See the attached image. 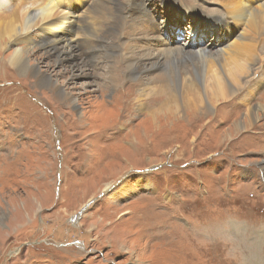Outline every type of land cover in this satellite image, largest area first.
Listing matches in <instances>:
<instances>
[{"label": "rangeland", "instance_id": "1", "mask_svg": "<svg viewBox=\"0 0 264 264\" xmlns=\"http://www.w3.org/2000/svg\"><path fill=\"white\" fill-rule=\"evenodd\" d=\"M205 2V10L217 6ZM150 3L163 31L165 14L158 0ZM179 27V47L193 48L180 45L193 23L186 17ZM43 32H32L30 63L59 77L78 104L17 74L7 62L12 45L0 52V264H225L210 237L234 227L264 249V88L251 101L262 106L255 122L224 139L247 113L244 90L210 103L206 115L193 98L190 110L171 114L155 84L141 97L147 89L134 80L122 78L121 88L96 76L72 80V70L41 45ZM261 32L264 40V26ZM197 36L213 48L205 21ZM263 47L252 51L250 67ZM92 81L99 84L87 86Z\"/></svg>", "mask_w": 264, "mask_h": 264}, {"label": "bare ground", "instance_id": "2", "mask_svg": "<svg viewBox=\"0 0 264 264\" xmlns=\"http://www.w3.org/2000/svg\"><path fill=\"white\" fill-rule=\"evenodd\" d=\"M150 2L0 0V52L12 45L7 62L17 74L29 76L39 87L49 89L57 100L74 108H77V100L62 87L59 77L47 75L37 63H30L28 46L35 43L32 32L36 29L44 31L41 45L44 44L47 53L56 55L58 64L72 70L69 73L72 80L96 76L106 88H121L122 78L134 80L136 86L147 89L140 90L141 97L150 96V85L155 84V95L161 100L165 98L161 109L171 114H181L185 108L190 110L186 100L193 98L195 108H202L206 115L211 111L210 103L227 101L244 90L247 113L221 137L230 138L248 129L262 109L261 105L252 106L251 101L257 89L264 88V77H260L264 75V56L256 54L257 62L250 65L254 61L252 51L256 52L264 44L261 32L264 0H214L217 6L212 10L203 9L205 0H158L165 14L163 31L158 30L156 12ZM186 17L193 23V29L190 27L185 42L180 45L188 44L193 48H184L185 51L176 41L182 38L179 23ZM174 18L176 26L170 27ZM203 21L208 23L213 48L196 43L199 24ZM75 35L81 37L78 43L69 39ZM17 42H20L19 48L14 46ZM22 43L25 47H21ZM261 50L264 51V47ZM96 55L103 63L101 66L95 64ZM189 62L191 66H186ZM91 65L93 75L86 73ZM102 68L107 71L100 75ZM254 76L258 77L255 81ZM98 81L87 86L99 84ZM85 86L86 83L82 85ZM136 99L145 102L143 98ZM240 103L243 106L242 100ZM145 107V103H138V109ZM157 111L158 108L153 109L149 116L154 117ZM234 228L230 233L210 237L217 257L225 264H264V249L249 245L246 235ZM198 233L207 238L204 231Z\"/></svg>", "mask_w": 264, "mask_h": 264}]
</instances>
